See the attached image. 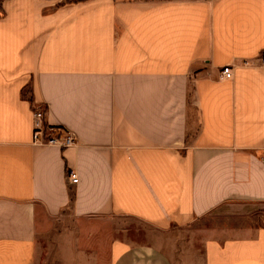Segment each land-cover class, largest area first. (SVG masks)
I'll return each mask as SVG.
<instances>
[{
  "label": "crops",
  "instance_id": "crops-1",
  "mask_svg": "<svg viewBox=\"0 0 264 264\" xmlns=\"http://www.w3.org/2000/svg\"><path fill=\"white\" fill-rule=\"evenodd\" d=\"M3 11L0 264H40L64 213L157 235L111 238L104 260L53 240L52 263L264 264V0H7ZM35 108L77 144L33 145ZM203 219L214 224L201 250L178 251L175 231Z\"/></svg>",
  "mask_w": 264,
  "mask_h": 264
},
{
  "label": "rangeland",
  "instance_id": "rangeland-1",
  "mask_svg": "<svg viewBox=\"0 0 264 264\" xmlns=\"http://www.w3.org/2000/svg\"><path fill=\"white\" fill-rule=\"evenodd\" d=\"M68 1L70 0H66V2ZM212 224H214L213 220L203 219L195 221L186 228L175 231L177 233L175 248L178 251L190 249L198 252L201 250L203 241V238L200 237V231L210 227ZM74 232L76 236H74ZM156 233V230L147 223L119 215L103 217L102 219L76 220L69 216L68 213H64L63 216L54 219L53 226L51 227L52 237L39 243V262L40 264H59L52 263L53 258L51 257V253L53 250L51 244H54L53 240L58 241L61 245H65L68 247V250L80 249L96 252L101 257V260H104L109 256L111 238L115 240L125 239L135 244H145L156 236ZM59 234L62 237L58 238ZM65 234L70 235L65 236ZM40 253H42V256H40Z\"/></svg>",
  "mask_w": 264,
  "mask_h": 264
},
{
  "label": "built area",
  "instance_id": "built-area-1",
  "mask_svg": "<svg viewBox=\"0 0 264 264\" xmlns=\"http://www.w3.org/2000/svg\"><path fill=\"white\" fill-rule=\"evenodd\" d=\"M264 66V56L260 60ZM232 66L222 68L219 79L231 78ZM33 118V134L32 144L44 147H60L63 149L74 147L77 144V138L71 132L56 126L46 123L45 108H35L32 112ZM264 164V161H263ZM67 179L71 184H76L78 181L77 175L73 171L67 172Z\"/></svg>",
  "mask_w": 264,
  "mask_h": 264
},
{
  "label": "trees",
  "instance_id": "trees-1",
  "mask_svg": "<svg viewBox=\"0 0 264 264\" xmlns=\"http://www.w3.org/2000/svg\"><path fill=\"white\" fill-rule=\"evenodd\" d=\"M7 1V0H0V18H2L4 16V11H3V3ZM84 1H87V0H70L68 1L69 3H79V2H84ZM145 1H149V0H145ZM167 1V0H166Z\"/></svg>",
  "mask_w": 264,
  "mask_h": 264
}]
</instances>
